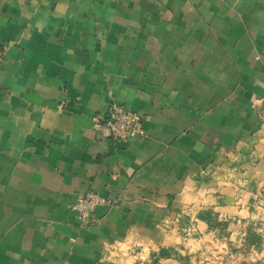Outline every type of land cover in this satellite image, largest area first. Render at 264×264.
Listing matches in <instances>:
<instances>
[{
  "label": "crops",
  "instance_id": "0c3cea01",
  "mask_svg": "<svg viewBox=\"0 0 264 264\" xmlns=\"http://www.w3.org/2000/svg\"><path fill=\"white\" fill-rule=\"evenodd\" d=\"M0 52V264H264V0H0Z\"/></svg>",
  "mask_w": 264,
  "mask_h": 264
},
{
  "label": "built area",
  "instance_id": "2783aa9c",
  "mask_svg": "<svg viewBox=\"0 0 264 264\" xmlns=\"http://www.w3.org/2000/svg\"><path fill=\"white\" fill-rule=\"evenodd\" d=\"M3 62V53L0 52V69ZM143 117L131 111L128 107L114 103L107 113L100 118L108 128L111 138L116 142L127 143L131 139L143 134ZM113 202L102 197L93 190L82 193L73 210L75 211L82 228H90L97 223V211L100 208L111 207Z\"/></svg>",
  "mask_w": 264,
  "mask_h": 264
},
{
  "label": "trees",
  "instance_id": "16d2710c",
  "mask_svg": "<svg viewBox=\"0 0 264 264\" xmlns=\"http://www.w3.org/2000/svg\"><path fill=\"white\" fill-rule=\"evenodd\" d=\"M223 227L225 226L224 224L222 225ZM251 242L253 243H257L258 245V237L255 236ZM252 243H249V245H251ZM173 257H176L177 258V255L175 253V251L173 249H162L160 251V253H155L152 255L151 257V260L150 262L148 263H145V264H161V261L163 259H169V258H173Z\"/></svg>",
  "mask_w": 264,
  "mask_h": 264
},
{
  "label": "rangeland",
  "instance_id": "374dc122",
  "mask_svg": "<svg viewBox=\"0 0 264 264\" xmlns=\"http://www.w3.org/2000/svg\"><path fill=\"white\" fill-rule=\"evenodd\" d=\"M262 208L264 209V206H262Z\"/></svg>",
  "mask_w": 264,
  "mask_h": 264
}]
</instances>
